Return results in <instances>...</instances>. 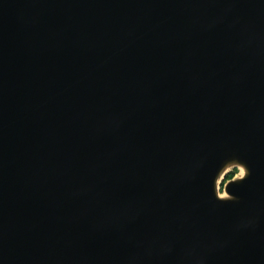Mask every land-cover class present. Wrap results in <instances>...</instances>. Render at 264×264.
<instances>
[{"label":"water","instance_id":"water-1","mask_svg":"<svg viewBox=\"0 0 264 264\" xmlns=\"http://www.w3.org/2000/svg\"><path fill=\"white\" fill-rule=\"evenodd\" d=\"M0 264H264V0H0Z\"/></svg>","mask_w":264,"mask_h":264},{"label":"rangeland","instance_id":"rangeland-1","mask_svg":"<svg viewBox=\"0 0 264 264\" xmlns=\"http://www.w3.org/2000/svg\"><path fill=\"white\" fill-rule=\"evenodd\" d=\"M230 171H231V170H230ZM230 171H228L227 174H228ZM237 172H239V171L236 170L235 173H237ZM235 173H234V174H235ZM229 178H231V177H229ZM229 178H227V176H226L225 179H224V181H222V182L220 183V185H221V190H224V183H225V181L228 180Z\"/></svg>","mask_w":264,"mask_h":264},{"label":"trees","instance_id":"trees-1","mask_svg":"<svg viewBox=\"0 0 264 264\" xmlns=\"http://www.w3.org/2000/svg\"><path fill=\"white\" fill-rule=\"evenodd\" d=\"M236 168H234V169H232L226 176H227V178H229V177H232L233 175H234V173L236 172Z\"/></svg>","mask_w":264,"mask_h":264},{"label":"bare ground","instance_id":"bare-ground-1","mask_svg":"<svg viewBox=\"0 0 264 264\" xmlns=\"http://www.w3.org/2000/svg\"><path fill=\"white\" fill-rule=\"evenodd\" d=\"M243 172V171H242Z\"/></svg>","mask_w":264,"mask_h":264}]
</instances>
